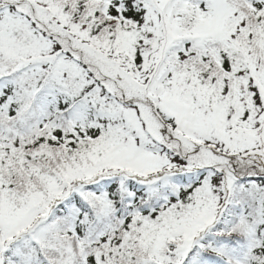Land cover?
Instances as JSON below:
<instances>
[{
	"label": "snow or ice",
	"instance_id": "snow-or-ice-1",
	"mask_svg": "<svg viewBox=\"0 0 264 264\" xmlns=\"http://www.w3.org/2000/svg\"><path fill=\"white\" fill-rule=\"evenodd\" d=\"M0 264H264V0H0Z\"/></svg>",
	"mask_w": 264,
	"mask_h": 264
}]
</instances>
